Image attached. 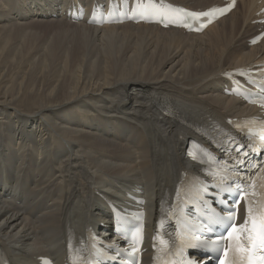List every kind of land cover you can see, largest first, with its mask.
I'll use <instances>...</instances> for the list:
<instances>
[{"label":"bare ground","instance_id":"bare-ground-1","mask_svg":"<svg viewBox=\"0 0 264 264\" xmlns=\"http://www.w3.org/2000/svg\"><path fill=\"white\" fill-rule=\"evenodd\" d=\"M35 1L0 0V34H8L1 40L9 45L1 60L37 38L25 30L41 25L64 27L53 38L70 34L75 52L56 65L42 53V65L16 71L12 85L0 61V263L73 264L90 230L110 232L107 202L127 195L132 206L146 200L149 239L162 200L182 173L198 170L187 142L208 148L206 158L217 155L199 128L216 145L245 141L231 122L263 113L251 99L263 89L264 37L256 40L264 0H237L202 34L172 28L177 21L166 10L179 16L178 6L201 12L235 0H149L158 26L102 28L87 23L104 0ZM68 5L82 22L61 17Z\"/></svg>","mask_w":264,"mask_h":264},{"label":"rangeland","instance_id":"rangeland-1","mask_svg":"<svg viewBox=\"0 0 264 264\" xmlns=\"http://www.w3.org/2000/svg\"><path fill=\"white\" fill-rule=\"evenodd\" d=\"M25 1L27 2V6L31 3L36 2L35 0H25ZM4 4L6 6L12 5L11 0H6V2ZM68 7H69V5L67 7H65L63 10L67 9ZM5 9H7V8H5ZM61 17H63L62 14H61ZM2 22H4V21H2ZM3 24L11 26L9 23H3ZM62 28H64V27L55 26V25H41V26H33V27L25 30V31L36 32L38 34V37L33 39V40H29L28 42H26L23 45V47H19V49H17L16 52L13 51L10 54V57L6 61H3L1 59L6 54L5 52L8 51L9 45L8 44L2 45L1 39L8 36V34L7 33L0 34V61L6 62L5 65L8 68H9V65H11L10 63H12V62L16 66V68L11 69V71H10V68L9 69L7 68V72L9 70L8 78L11 81H9L7 79L8 81H6V84L12 85L15 82V80H16L15 76L17 75V74H15L16 71H28L27 69L30 70L31 66L35 67L36 65H42V62H40V59L42 58V53L47 54L50 58V61L53 60L54 65L59 64L60 61H64L66 58H69V55H71L75 52L72 49L73 48V39L70 36V34H67V35L60 34L57 38H53L54 33L60 32L62 30ZM13 35H14V33L12 32L8 38H11ZM44 36H45V38H49V40L47 41V39H45ZM42 38H44V39H42ZM11 55H14V56H11ZM15 58H17L18 60ZM11 59H14V60H11ZM66 64H67L66 61L63 62V66ZM21 66L23 69L21 68ZM13 71H15V72H13ZM0 81H1V77H0ZM124 200H127V196H125ZM97 235H98V233H97ZM98 236H101V235H98ZM101 237L106 238V239H113L114 235L112 234V232H109L105 236H101Z\"/></svg>","mask_w":264,"mask_h":264},{"label":"snow or ice","instance_id":"snow-or-ice-1","mask_svg":"<svg viewBox=\"0 0 264 264\" xmlns=\"http://www.w3.org/2000/svg\"><path fill=\"white\" fill-rule=\"evenodd\" d=\"M227 10L229 9L213 8L208 12L189 15L211 17L217 13L223 14ZM184 26L189 27L188 24H184ZM238 163H243V161L238 160ZM234 216V213L230 214L229 220L234 219ZM230 226L231 231L228 236L233 241V252L239 253L240 264H264V204L256 211L250 205L244 223L242 225L231 224ZM227 255L228 252L225 250V256ZM221 264H234V261L224 260Z\"/></svg>","mask_w":264,"mask_h":264}]
</instances>
